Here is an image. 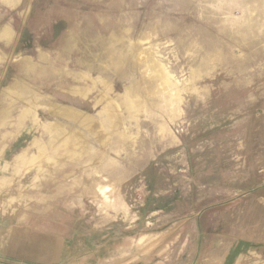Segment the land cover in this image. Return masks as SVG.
Instances as JSON below:
<instances>
[{"label": "rangeland", "instance_id": "374dc122", "mask_svg": "<svg viewBox=\"0 0 264 264\" xmlns=\"http://www.w3.org/2000/svg\"><path fill=\"white\" fill-rule=\"evenodd\" d=\"M0 225L264 264V0H0Z\"/></svg>", "mask_w": 264, "mask_h": 264}, {"label": "crops", "instance_id": "0c3cea01", "mask_svg": "<svg viewBox=\"0 0 264 264\" xmlns=\"http://www.w3.org/2000/svg\"><path fill=\"white\" fill-rule=\"evenodd\" d=\"M57 236H41L29 226L0 225V264H71L80 258L81 245L74 246L69 229Z\"/></svg>", "mask_w": 264, "mask_h": 264}]
</instances>
